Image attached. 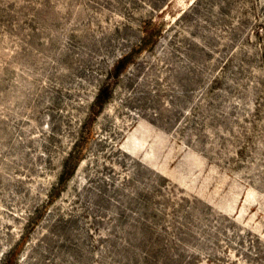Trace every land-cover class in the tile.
<instances>
[{
  "label": "rangeland",
  "instance_id": "obj_1",
  "mask_svg": "<svg viewBox=\"0 0 264 264\" xmlns=\"http://www.w3.org/2000/svg\"><path fill=\"white\" fill-rule=\"evenodd\" d=\"M0 264H264V0H0Z\"/></svg>",
  "mask_w": 264,
  "mask_h": 264
},
{
  "label": "trees",
  "instance_id": "obj_2",
  "mask_svg": "<svg viewBox=\"0 0 264 264\" xmlns=\"http://www.w3.org/2000/svg\"><path fill=\"white\" fill-rule=\"evenodd\" d=\"M127 59L128 56H122L119 61V64L127 61ZM109 94H110L109 87L108 86L103 87L97 96V102L99 104L103 103L108 98Z\"/></svg>",
  "mask_w": 264,
  "mask_h": 264
}]
</instances>
